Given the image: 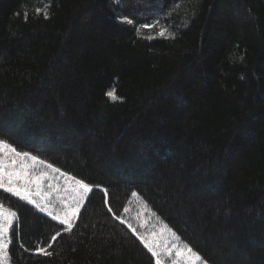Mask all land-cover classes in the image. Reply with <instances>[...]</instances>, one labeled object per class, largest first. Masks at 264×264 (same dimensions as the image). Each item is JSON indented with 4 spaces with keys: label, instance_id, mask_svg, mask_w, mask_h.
Listing matches in <instances>:
<instances>
[{
    "label": "trees",
    "instance_id": "trees-1",
    "mask_svg": "<svg viewBox=\"0 0 264 264\" xmlns=\"http://www.w3.org/2000/svg\"><path fill=\"white\" fill-rule=\"evenodd\" d=\"M0 137L91 188L68 231L0 189L11 264H264V0H0Z\"/></svg>",
    "mask_w": 264,
    "mask_h": 264
},
{
    "label": "snow or ice",
    "instance_id": "snow-or-ice-1",
    "mask_svg": "<svg viewBox=\"0 0 264 264\" xmlns=\"http://www.w3.org/2000/svg\"><path fill=\"white\" fill-rule=\"evenodd\" d=\"M35 11L37 14H40L41 9L37 8ZM25 17H27V13H25ZM123 21L127 24L133 23V21L128 17H124ZM141 27L152 28L154 25L143 24ZM159 35L164 36L165 30L162 29L159 32ZM107 95L114 98V92L110 91L107 93ZM5 152L8 153L7 156L4 155ZM28 156L29 152L18 151L17 148L9 143L6 138L0 137V189H3L4 192L12 193L20 199L29 200V202L35 204V200L32 199L33 192L31 190V185H35L36 187L35 195H40L39 188L42 177L39 175L30 176L28 172L29 166L17 159V157ZM31 159L35 161L37 158L32 156ZM41 163H43V161H41ZM49 167H51V165H49ZM76 184L79 185L85 193L91 191L89 184L84 183L82 180H76ZM133 195H136V193L134 192ZM37 207H39V205H37ZM79 211L80 206L77 204L75 207H69L63 218L60 216H53L52 218L54 220H58L62 225H67L65 231H68L71 230L73 226L72 220L74 217L78 216ZM109 211H111V208H109ZM125 211H127V209ZM48 215L51 216L52 213H48ZM0 218H2L0 219V262H2L5 258L8 245L11 241L8 239L9 223L6 218H3V212H0ZM129 227L131 226L129 225ZM133 232H135V229H133ZM61 235V232L58 231L55 233V235L51 236L50 242L47 243V247L51 248L52 244L56 242L57 238ZM140 239L144 240L143 237H140ZM144 244L145 247L148 248V251L151 252L152 256L156 257V264H164V261L161 259V253L158 252L149 241L144 240ZM35 251L43 255L52 254L42 246H37ZM167 252L172 264H181L182 260L187 261L188 264H194V261L202 260L201 256L195 252L192 247L187 245L184 248L175 247L174 250L169 248L167 249ZM203 264H206V261L203 262Z\"/></svg>",
    "mask_w": 264,
    "mask_h": 264
},
{
    "label": "rangeland",
    "instance_id": "rangeland-1",
    "mask_svg": "<svg viewBox=\"0 0 264 264\" xmlns=\"http://www.w3.org/2000/svg\"><path fill=\"white\" fill-rule=\"evenodd\" d=\"M147 17L148 15L144 14L143 18H147ZM121 20L123 21V18ZM143 24H148V23H143ZM136 27L139 33L145 34L146 37H150V38H155L160 36L159 32L162 30L160 27L156 29L149 28L148 30L147 29L143 30V27L141 26H136ZM163 30H165L164 36L171 35V31H169L168 29H163ZM4 155L7 156L8 153L5 152ZM17 159L29 166L28 172L30 176L39 175L42 177L39 188L40 195L38 196L35 195L36 187L35 185H31V190L33 192L32 199L35 200V204L39 205L40 209H42L46 213H52L53 216H60L61 218H63L65 212L69 207H75L77 204H79L81 209L82 205L84 204L87 198L88 192L85 193L83 189L76 184L77 179H75L69 174L59 171L56 168H51L46 164L41 163L40 161L37 160L33 161L31 159V156L17 157ZM0 206H2L0 207V212H3V218H6L9 223L8 239L10 240L11 227L17 218V213L14 209L5 206L1 203ZM141 206L144 209H146L149 213L151 212L150 207L147 205V203L144 200L141 201ZM75 219L76 217L73 218L72 223L75 221ZM176 238L177 236L169 227L166 228L162 227L159 232L152 234L150 236V243L158 252L162 251L167 256L168 252L165 248H167L168 245H170V248L172 249H174L175 247L184 248L186 246L185 244H183L182 246H178L176 242ZM9 246L10 243L8 245L5 258L2 262H0V264H11L9 259ZM203 262H205V260L202 258L201 261H194V264H203ZM170 264H172L171 259H170ZM181 264H188V262L182 260ZM206 264L209 263L206 262Z\"/></svg>",
    "mask_w": 264,
    "mask_h": 264
},
{
    "label": "bare ground",
    "instance_id": "bare-ground-1",
    "mask_svg": "<svg viewBox=\"0 0 264 264\" xmlns=\"http://www.w3.org/2000/svg\"><path fill=\"white\" fill-rule=\"evenodd\" d=\"M51 216H53V215H51Z\"/></svg>",
    "mask_w": 264,
    "mask_h": 264
}]
</instances>
